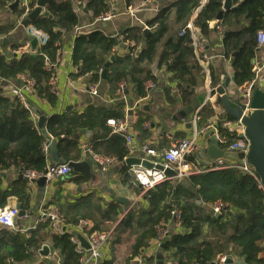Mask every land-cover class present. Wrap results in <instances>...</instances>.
<instances>
[{"label": "trees", "instance_id": "1", "mask_svg": "<svg viewBox=\"0 0 264 264\" xmlns=\"http://www.w3.org/2000/svg\"><path fill=\"white\" fill-rule=\"evenodd\" d=\"M14 1L0 0V13ZM132 1L125 0V4L130 6ZM224 1L206 0L203 3V0H176L149 22L148 25L153 28L152 32L144 34L141 28L132 27L121 34V41L98 31L77 35L71 53L75 71L70 77L74 81L84 78L89 86L95 85L101 81V72L106 63L114 56L105 81L113 91H116L119 83L127 85V82L131 81L137 95L145 97V83L151 81L156 84V80L142 65L154 61L161 41L169 34V20L172 14L170 12L173 10L175 23L181 25L178 32L195 13L192 23L202 39L214 31L213 23L222 26L224 57L231 62L236 87L243 90L256 77L253 72V60L259 49L256 42L257 33L264 32V0H232V8L222 13L221 21H216L218 14L222 12ZM35 5L36 0H29L27 8L17 7L12 13L21 18L31 13ZM77 8L91 14L90 22L112 11L109 0H57L47 4L45 14L37 17L29 26L46 34V45L39 47L35 54H21L9 60L0 55V78L5 81H15L20 76L31 79L34 82L32 93L46 99L53 106L55 94L50 92L49 80L58 65L62 36L72 33L78 27ZM12 28L0 30V33H8ZM178 32L167 39L159 65L164 66L172 75L178 84L179 97L189 104L192 101L193 89L197 87L196 76L201 69L194 62L189 33L179 38ZM127 41L142 45L137 57L130 54L112 56V49ZM130 50L133 48L128 49V52ZM48 65L52 66V70L46 69ZM210 80L212 88L219 84L212 69ZM124 88L125 86L123 90ZM165 92L168 101L174 103L176 99L169 96V90ZM217 104L221 105L220 100ZM116 108L117 110L89 106L81 114H61L46 120L44 128L48 136L55 141V148L61 159L65 163L78 162L80 155L76 152L78 143L74 136L82 130H91L101 131L103 135L92 141L90 151L101 157L114 158L119 164H123L131 155L130 150L122 136L110 135L106 123L110 118L125 117L120 110L122 105L119 104ZM214 113L211 106H203L196 124L198 132L212 126L208 120L214 117ZM221 120L233 121L228 116L222 117ZM141 122L136 126L140 132L146 133L140 126ZM215 126L226 141L220 144L219 148L226 152L227 147L238 138L234 133L222 129L220 122H216ZM46 145L47 140L37 129L32 111L16 98L0 93V170L24 165L26 169L44 173L48 166V156L44 152ZM186 160L194 165L193 156ZM128 170L125 171L124 168L123 175L130 183L133 179ZM25 186L24 182H19L10 191L3 192L0 208L6 205L7 197L13 196L23 210H29V195ZM135 191L143 193L142 197L147 205L142 209L133 206L117 224L121 213L120 206L110 204L104 207L101 199L93 201L89 196L67 208L56 207L58 215L64 219V225L67 227L62 235L51 231L49 220L39 223L30 233L15 232L2 227L0 264L28 262L39 254L45 244L51 247L54 252L52 255H55L58 263L80 264L75 245L71 242L76 234L75 231H68V226H75L81 220L89 223L86 234H110L114 243L120 241L123 234L134 236L131 259L137 258L152 242H155L156 247L158 228H165L168 220H174L171 216L173 209L182 213L179 226L182 233L171 235L161 242L166 254L165 261L172 264H211L221 257L234 255L243 260L244 264H264V193L258 188V183L253 177L235 169H218L192 174L179 182L166 181L149 190L138 187ZM217 202L226 205L218 216L208 207ZM114 224L115 227L110 230ZM152 260L150 257L146 261ZM113 262V259L104 255L99 264Z\"/></svg>", "mask_w": 264, "mask_h": 264}, {"label": "crops", "instance_id": "2", "mask_svg": "<svg viewBox=\"0 0 264 264\" xmlns=\"http://www.w3.org/2000/svg\"><path fill=\"white\" fill-rule=\"evenodd\" d=\"M174 1L176 0H133L131 5L127 6L125 0H117L113 6L115 16L107 22H90L89 18H91V14L86 12V10H82V8H77L78 11L76 9V12L79 16L78 27H76L72 33L62 36L60 57L58 65L54 70V87L56 91L55 104L52 106L46 99L39 98L33 93L24 94L26 106L34 114L36 125L40 116L44 117L46 122V120L56 115L68 113L81 114L89 106H100L117 110L116 106L121 104L122 109L120 110L125 116L123 120L127 121L133 138L132 153L129 158L142 160L144 158H150L142 153L141 146L143 145H146L157 152H161L168 147L170 139H184L193 136L194 130L190 121L195 115L198 116L203 106L209 105L213 108L215 113L214 117L208 120V123L212 126L206 127L201 132L197 131V149L192 155L194 157L195 168L199 171L198 173H203L209 170L208 168L210 165L215 166L218 161H222L223 164L239 162V156L237 154L222 152L219 148L220 143L217 140V136L220 134L215 123H221L224 121L221 120V118H225L227 115L225 114L222 105L217 104L219 98L217 100L216 97L210 98L207 95L212 89L222 84L224 78L227 76L231 79V84L228 88V96L233 100H238V98L241 97V91L236 87L233 81L231 62L224 57L221 38H219L213 31L207 38L202 39L201 36H198V30L195 28L197 37L203 41L204 51L209 57V68L215 72L219 84L212 88L210 74L209 76H206L200 70V73L196 76L197 87L193 89L192 101L189 104L184 103L182 98L179 97L180 93L177 88L178 84L173 80L172 75L166 71L164 66L159 65V59L167 39L174 36L178 32L177 30L181 27V25L175 23L173 10L170 12L172 14L169 20V34L161 41L154 61L146 62L142 65V68L150 71L151 75L156 80V84L154 83V89L149 91L145 90V97H139L137 95L136 89L131 81L127 82V85H124L125 88L122 92L118 89L119 84L116 91H113L111 86L105 81L106 76L105 78H102L101 76V81L95 84L97 88V96H94L89 92L90 86L88 85L87 80L81 78L74 81L70 77L71 73L75 71L71 62V53L74 39L77 35H85L98 31L107 37L120 38L123 32L132 27L141 28L142 31L147 30L148 33L152 32L153 28L148 25L149 22ZM205 1L206 0H203V3ZM18 7L22 8L20 4ZM13 10H10L7 7L6 10L0 13V30L13 27L8 33H0V55L5 56L7 60L21 54H35L40 47L36 44L35 49H32L31 41L33 39L27 35V29L21 25L22 21L26 19L28 14L20 18L12 13ZM42 11L45 12V8ZM130 11L132 12L130 13ZM195 15L196 13L188 23L193 24L192 22ZM213 26L214 23L212 24V27ZM178 37L180 38V36ZM5 40H7V44H3ZM132 48L133 50H136H130V52H128V49L130 48L125 47L124 44L122 45L121 43V46L112 49V56H124L130 54L131 56L137 57L142 49V45L138 46L134 43V47ZM111 58H114V56ZM111 58L107 62L110 63V65L112 63L110 61ZM194 62L197 64L196 59ZM253 72L256 76L254 79L256 85L255 88L264 91V48H259L258 52L255 54L253 60ZM20 77L15 81L4 80L5 82L0 84V93L10 97L7 91H9L10 86H21L19 82ZM165 90H169V96L176 99L174 103L168 101ZM204 94H206L205 97H203ZM193 102L197 103V110L193 111L184 120H181L180 112L189 107ZM111 119L115 118H110L109 120ZM140 121H142L140 126L146 130V133H142L138 130L136 124L138 125V122ZM231 122H235V120ZM108 128L110 129V135H112L111 128ZM82 131H85V133L83 134ZM82 131L74 136V139L78 143L76 152L80 155V160L78 162H82L86 159V153L84 152L85 147H90V144L97 136L103 135L101 131ZM226 131L233 133L227 129ZM211 147L221 151L224 154V157L213 158L210 156L209 152ZM46 155L48 156V165L56 164L51 160L48 150L46 151ZM124 168L125 171L129 169L128 167H123L122 164L111 168L107 172L109 175L105 181L101 180L96 171L93 174L95 176L93 180L80 174H74L71 171L68 177L46 183L44 188H41L34 183H27L24 179L20 178L21 174L18 168H3L0 170V200L2 198L1 195H4L3 192L10 191L11 188L16 187L19 182H24L26 184L25 191L29 195L30 207L27 211L23 210L17 199L11 196L6 198V205L3 208H0V210L5 208H17V206H20L21 210L25 212V216L23 218H18L15 223V232L27 231L30 233L39 225V223H41L39 218L45 208V211H48L50 208H59V206L67 208L75 205L79 200L90 196L93 201L101 199L104 207L110 204L120 206L121 213L116 222L117 224L124 218L126 212H128L132 206L137 205L138 209H142L147 205L142 197L143 193H137L135 191V188L138 187L134 185V182L130 181L129 183L128 180L126 181L125 176L123 175ZM116 169L117 171H115ZM130 177L133 179L132 176ZM119 198L127 201V204L119 203ZM165 224V230L168 235L167 237L182 233L174 220L170 219ZM114 227L115 224L113 226L111 225L110 230ZM2 230L3 228L0 226V232ZM133 242L134 236L129 233L123 234L120 241L115 243L114 238L111 236L110 241L104 248V255L108 259H113V264H158V261L155 259V254L157 252H155V249L157 248L154 245L155 242H152L141 256L131 259V246ZM43 247H48V256L45 257L38 254L32 260L21 264H60L58 263V260L52 256L53 250L51 247L48 244H45ZM159 248H157V250ZM262 256L264 257V246H262ZM150 257H152L153 260L146 261ZM165 257L166 254L164 253L162 264H172L170 261H165ZM228 257H230L234 263L238 261L243 262V260L234 255Z\"/></svg>", "mask_w": 264, "mask_h": 264}, {"label": "built area", "instance_id": "3", "mask_svg": "<svg viewBox=\"0 0 264 264\" xmlns=\"http://www.w3.org/2000/svg\"><path fill=\"white\" fill-rule=\"evenodd\" d=\"M117 0H109L112 11L104 14L99 17L95 22H107L111 20L115 15L113 12V6ZM29 0H19V4L22 8H27ZM75 4L78 3L75 1ZM78 11V9H77ZM132 11H130L131 13ZM214 32L216 35L221 38L223 34V28L220 24H214ZM27 35L37 40V44L41 46H45L48 38L45 33L40 30H37L33 27L26 28ZM189 33L191 39V47L194 50V56L197 61V64L201 68V71L204 75L209 76L210 74V65H209V57L206 55L204 51L203 41L197 37V32L193 24L188 23L184 26V28L178 32V36L184 37L186 33ZM123 37L119 38L121 41ZM256 42L259 48H263L264 46V32L260 31L257 33ZM124 44L125 47L132 48L134 47V43L132 41H127ZM52 66H47V70H50ZM52 70V69H51ZM3 83L4 80L0 79ZM19 82L21 84L20 87L10 86L8 95L12 98H16L24 107L27 108L25 103L24 94H31L34 89V82L27 77H20ZM50 92L52 94H56L54 87V71L52 73V77L49 80ZM255 81H252L241 91V97L243 98L242 103L244 106L248 107L250 103V99L253 93L252 88H254ZM124 87L123 82L119 83V91L122 92ZM155 88V84L151 81L145 83V90L149 91ZM215 89V88H214ZM89 92L97 96V88L95 85L89 87ZM198 116L195 115L193 119L190 121V124L193 126V136L190 138L184 139H170L169 145L166 149L161 152H157L152 148H149L146 145L141 146V151L146 156L152 158H144L141 161L145 160L153 165L161 164L163 170L159 171L156 169H146L141 165H134L129 168L128 173L133 177L134 185L142 188L143 190L153 189L156 185L166 182V181H176L179 182L192 174H198V170L195 168L193 164L187 162V158L192 156L197 149V128L196 124L198 121ZM107 126L111 128L112 134L120 135L124 138L126 145L128 146L130 153H132V143L133 138L130 132V128L126 120L123 119H111L107 120ZM221 127L223 129H227L230 132H233L237 136V140L231 143L226 152L235 153L239 156V162L237 163H227L223 164L222 161H218L215 166H209V170H218V169H235L243 172L254 179H256L258 183V188L264 193V186L261 185L257 176L254 174L252 169L246 165L245 156L247 152L248 144L243 136V128L239 121L230 122V121H222ZM217 140L220 144L226 143L225 139L220 135L217 136ZM47 151V145L44 147V152ZM84 152L89 155V158L93 161V163L99 166L100 170L103 172H108L111 168L120 165L118 161L114 158H106L98 156L90 151V147L86 146ZM85 154V155H86ZM155 159V160H153ZM18 170L23 178L30 180H38L40 178H45L46 183H49L54 180H61L68 177L71 173V169L69 168L67 163L63 165L59 164H50L47 166L44 173H38L33 170L26 169L24 165H21ZM165 170H171L175 173L173 177L167 176L165 174ZM31 183V182H29ZM32 184V183H31ZM213 214L219 215L223 208L226 205L217 202L214 205L208 206ZM19 211L17 208H5L0 210V226L8 228L12 231H15V222L14 218L18 216ZM25 216V215H24ZM22 216V218L24 217ZM171 216L174 219V222L177 226H180L182 213L178 209H173L171 212ZM40 222H44L45 220L50 221L51 231L55 234L62 235L66 232L67 227L64 225V219L58 215L56 208H50L48 211H44L40 215ZM68 231H75L76 235H80L88 244V249L85 250L81 247L80 242L76 238V236L71 239V242L75 245V252L79 255V263L80 264H99V262L104 257V248L110 239V234H86V229L89 227V223L85 220L79 221L75 226H68ZM167 232L165 228H158V240L156 247L159 248L161 246V242L167 238ZM155 249V252L157 251ZM154 252V253H155ZM53 257L55 255H52ZM228 256L221 257L217 260V264H224L225 260Z\"/></svg>", "mask_w": 264, "mask_h": 264}, {"label": "water", "instance_id": "4", "mask_svg": "<svg viewBox=\"0 0 264 264\" xmlns=\"http://www.w3.org/2000/svg\"><path fill=\"white\" fill-rule=\"evenodd\" d=\"M54 0H37L36 8L27 15L26 19L22 21L21 25L24 28H28L30 24L40 15L45 14L42 10L45 6ZM19 6V0H15L14 3L8 6L10 10ZM232 8V0H225L222 6V12H220L216 18V21H221L222 13L228 11ZM144 33L147 34L148 31L144 30ZM3 44H7V40L4 41ZM37 44V40L33 39L31 41L32 49H35ZM114 58H111V62H113ZM110 63L105 65L104 70L101 72L102 78H105L107 69ZM0 84L2 81L0 80ZM231 84V79L226 76L222 84H220L215 89H212L207 95L208 97H216V99L221 101V105L225 111V114L231 118L232 120L239 121L243 128V136L246 140L248 147L245 156V163L248 165L254 174L257 176L261 185L264 186V91L258 90L255 87L252 88L253 93L250 99L249 106L246 107L242 103L243 98L240 97L238 100H233L230 96H228V88ZM204 94L203 97H205ZM198 105L196 102H193L189 107L185 108L182 112H180V119L184 120L188 115H190L193 111L197 110ZM45 118L40 116L37 121V129L42 134V136L47 140V150L50 153L51 160L59 165H63L65 162L61 159L58 152L55 150V141L48 136L46 130L44 129ZM84 134L85 131H82ZM207 152V151H206ZM210 156L213 158H222L224 154L217 150L214 147L210 149ZM86 159L82 162H69L68 166L74 174H80L87 178L93 180L95 176L94 172H97V175L100 176L101 180L105 181L108 177L107 172H103L100 170L99 166L95 165L93 161L89 158V155L86 154ZM134 165H141L146 169H156L163 170L161 164L153 165L145 160L141 161L134 158H127L122 166L130 168ZM117 171V169L115 170ZM165 174L167 176L173 177L175 173L171 170H165ZM20 178L24 179L27 183L31 182L37 184L39 187L44 188L46 186L45 178H40L38 180H28L20 176ZM119 203L127 204V201L118 199ZM199 204V202H198ZM17 210L19 211L18 216L14 218V222L16 223L19 217L25 215V212L21 210L20 206H17ZM218 216V215H216ZM76 238L80 242V245L85 250L88 249V244L80 235H76ZM39 254L42 256L49 255L48 247H43ZM155 259L158 261V264H162L164 260V245H161L155 254ZM211 264H217L216 261H213ZM224 264H243V262H233L230 257H228Z\"/></svg>", "mask_w": 264, "mask_h": 264}, {"label": "rangeland", "instance_id": "5", "mask_svg": "<svg viewBox=\"0 0 264 264\" xmlns=\"http://www.w3.org/2000/svg\"><path fill=\"white\" fill-rule=\"evenodd\" d=\"M68 164V163H67ZM133 207V206H132ZM134 208H137V205L136 206H134ZM138 209V208H137ZM54 253V252H53Z\"/></svg>", "mask_w": 264, "mask_h": 264}]
</instances>
